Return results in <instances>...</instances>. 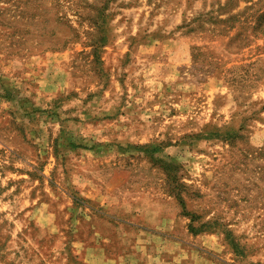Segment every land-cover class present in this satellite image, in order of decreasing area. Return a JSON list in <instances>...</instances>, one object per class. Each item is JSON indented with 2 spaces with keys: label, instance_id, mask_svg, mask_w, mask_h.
Returning <instances> with one entry per match:
<instances>
[{
  "label": "rangeland",
  "instance_id": "rangeland-1",
  "mask_svg": "<svg viewBox=\"0 0 264 264\" xmlns=\"http://www.w3.org/2000/svg\"><path fill=\"white\" fill-rule=\"evenodd\" d=\"M0 264H264V0H0Z\"/></svg>",
  "mask_w": 264,
  "mask_h": 264
}]
</instances>
